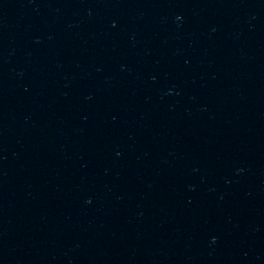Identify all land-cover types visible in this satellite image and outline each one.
<instances>
[{"label":"water","instance_id":"95a60500","mask_svg":"<svg viewBox=\"0 0 264 264\" xmlns=\"http://www.w3.org/2000/svg\"><path fill=\"white\" fill-rule=\"evenodd\" d=\"M0 264H264V0H0Z\"/></svg>","mask_w":264,"mask_h":264}]
</instances>
